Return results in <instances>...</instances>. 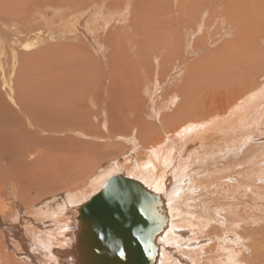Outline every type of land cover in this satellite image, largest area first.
<instances>
[{
	"label": "rangeland",
	"instance_id": "1",
	"mask_svg": "<svg viewBox=\"0 0 264 264\" xmlns=\"http://www.w3.org/2000/svg\"><path fill=\"white\" fill-rule=\"evenodd\" d=\"M39 1L43 4L38 0H0V121L12 122L11 125L18 128L10 132L13 137L8 136V130H0V138L2 135L7 146L5 150H0V171L4 173V167L15 170L16 177L21 179L22 185L12 198L14 203L11 205L14 211L20 213H25L24 207L31 206H34V209L46 205L56 208L69 190L87 187L98 175L106 174L114 161L132 162L137 154L144 155L146 143L151 141L153 134L161 127H167L169 123L185 119L191 114L200 113L207 103L229 99L248 84L261 79L260 76L264 72L263 42L259 45L246 42L242 32L243 28L247 27L249 34L254 33V22L258 16L251 8L263 5L261 19L264 20V0L257 3L235 0L236 14L241 21L233 25L235 40L227 38V41L233 44H226L208 53L210 49L202 50L206 40H201L203 46L199 48L200 51L189 59L192 61L202 56L195 63L198 67L194 69L188 68L189 60L185 62L182 58L187 56L186 52L183 50L181 55L180 48L177 51L175 49L179 46V36L182 38L183 33L181 30L179 34L178 26L175 27L178 13L185 4L192 3L193 0H129V10L125 11V15L112 20L102 29L97 27L98 22L92 24V30L88 33L90 40L82 37L83 41L79 39L78 42L69 38L72 33L56 35L63 32L59 22L52 30H47L44 21L40 19L41 15L38 16L35 9L45 10L46 7V10L57 14L55 7H60H50L52 0ZM196 1L201 5L199 0H194L196 6ZM220 2L222 9L226 0ZM120 5L124 7V2ZM218 9L219 7L216 10ZM66 10L68 9H64ZM102 10H105L104 6ZM204 12L205 15L201 17L204 25L194 28L195 33L191 32L194 35L192 39L199 38L205 30L213 31L215 23L205 28L208 11ZM95 15L93 12L92 16ZM123 17L131 20L129 25L127 24L128 28H123L126 24ZM158 23H163V28L159 27ZM197 24L198 18L194 21V25ZM260 36H264V33L258 37ZM214 38L216 40L213 44L221 43L217 34ZM134 39L144 41L141 43L144 45L141 50L138 46H130ZM184 40L183 35V42ZM27 42H33L34 46L29 49L22 48L23 43ZM94 42L101 45V64L95 59L96 48L99 46L94 45ZM251 47L254 48L253 51ZM227 49H231V52L226 54L231 58L228 65L223 64L225 60L222 59ZM175 53L178 55L174 56ZM161 59L170 62H165L164 66L158 65ZM167 71L169 72L166 74ZM155 81L159 82L154 87L159 93V104H165L164 111L162 110L166 115L164 120L159 119L157 111L153 112L152 103L148 101L156 97H150L151 89L149 93L148 87L137 88L139 83L154 86ZM201 81L203 85L200 84ZM181 83L182 86L178 88ZM258 105L251 107L253 115L259 114ZM101 118H111L108 129L98 124ZM211 121L215 122V118ZM259 122L258 120L257 123ZM143 123L152 125L151 132L148 131L150 134L144 131ZM257 123L248 129L247 125H237L236 129H243L238 134L244 137L242 140L240 137L235 140L240 146L239 149L243 148L240 155L246 154L245 149L256 141L261 139L264 142V135L260 137L264 131V122L260 123L261 125ZM227 130L232 129L225 128V132ZM170 135L171 133L164 136V140L169 139ZM25 137L30 141L27 145L22 143ZM35 152L38 154L34 155ZM231 163L233 167L238 166L234 161ZM247 167L244 169L246 173L236 179L238 187L234 186L238 199L242 200L241 195H244L247 203L244 206L238 201L239 204L231 210L245 219L251 215L252 220L246 219L245 227L254 228L264 225V220L255 214L257 193L253 192L254 196L244 194L245 189L251 190L247 185H251L252 177L247 171L254 170ZM259 177L258 180L263 183L264 175ZM26 188V193H22ZM252 189L255 190L253 187ZM258 197L264 195L258 194ZM231 202L234 203L232 198L227 202L228 205H231ZM218 215L223 216V213ZM9 224L8 221L6 225ZM229 237L233 240L232 246L237 248L240 244L233 235ZM242 240L244 244L249 242L247 237ZM193 255L202 256L199 263L208 256L200 255L199 252ZM196 260L192 258L193 264Z\"/></svg>",
	"mask_w": 264,
	"mask_h": 264
},
{
	"label": "bare ground",
	"instance_id": "2",
	"mask_svg": "<svg viewBox=\"0 0 264 264\" xmlns=\"http://www.w3.org/2000/svg\"><path fill=\"white\" fill-rule=\"evenodd\" d=\"M44 1L46 2V0ZM90 1L73 0V2H63L62 0H52L50 7H60H55L58 11L57 14L46 10V7L45 10L36 8L35 13L38 16L41 15L40 19L44 21L48 31L57 26V22H59V26L63 27V32L60 31L61 28L59 31L62 34L57 33L56 35L62 36L63 34L72 33V37L69 38H73L78 42L79 39L83 41L82 37L90 40L88 33L92 30V24L98 22L97 27L102 29L104 25L110 24L117 17H122L125 15V11L129 10V0ZM199 1L201 5H198L196 1L198 7L194 0L192 3L185 4L181 8V12L178 13L175 22V27L178 26V33L180 34L183 30V33H181L182 38L179 36V46L176 45L177 48L175 49L177 51L180 48L181 55H183V50L186 52L187 56L182 57L186 60H183L185 62L194 57L196 53L198 54L199 48L203 46L201 45L203 39L206 42L202 50L208 48L210 49L208 53L226 44L232 45L233 42L227 41V38L231 37L232 40H235V26L233 25L241 21V18L236 14L235 0H226L222 9L221 0ZM250 1L257 3L260 0ZM38 2L41 1L38 0ZM123 2L124 7H121L120 3L123 4ZM92 3L94 4L91 6ZM103 6L106 11L102 10ZM262 6L251 8V11L257 13L258 17L254 22L255 27L252 35L249 34L247 27L243 28V38L246 42L249 41L258 45L263 42L264 45V36L258 37L261 33H264V20L261 19ZM218 7L219 9L216 10ZM64 9L68 10L64 11ZM226 9H229V11H226ZM205 10L208 11L206 13L208 18L206 19L205 28L211 27L215 23L213 31L205 30L199 35V38L192 39L195 33L194 28L203 27L204 25L201 17L205 15ZM93 12L96 14L95 17L92 16ZM36 14L34 15L36 16ZM50 18L53 20L51 21ZM197 18L198 24L194 25ZM123 20L126 22L123 28H128L127 24L129 25L131 20L127 17H123ZM158 26L163 28V23ZM216 34L221 43L215 45L213 43L216 40L214 38ZM53 35L55 34L53 33ZM183 35L185 36L184 42ZM97 37L100 38V36ZM120 41L127 42L126 40ZM142 42L135 40L129 44L131 47L138 46L141 50L144 47L141 44ZM195 42L196 44H194ZM97 44V42H94V45ZM32 46H34L33 42H27L23 43L22 48L29 49ZM98 46L96 48L97 56L94 58L98 60L97 63L101 64L103 56L101 55L102 51H100L101 45L98 44ZM251 50L253 51L254 48L251 47ZM230 52L231 49L224 51L225 56L222 59L225 62L223 64L228 65L231 62L230 55H226ZM262 52H264V48H262ZM177 55V53L174 54V56ZM201 57L198 56L192 61L189 60L188 68H197L198 64L195 63ZM159 62L158 65L164 66L165 62L170 61L161 59ZM260 78L258 81L245 86L229 99L207 103V106L202 108L200 113L187 115L188 117L185 119L171 122L167 127H161L157 133L153 134L151 141L146 143L147 146L143 149L145 151L144 155L139 156L137 154L138 156L136 155L137 157L132 162L114 161L110 164V169L106 174L98 175L94 182L92 183L91 180V184L87 187L80 190L78 188L69 190V193L57 204L56 208L46 205L35 208V210L34 206H31L24 207L25 213L14 211L11 207L14 203L12 198L18 193L22 183L21 179L16 177L17 172L15 170L4 167L2 169L4 173L0 171V173H3L0 174V227H2V230H0V264H79L81 261L80 254L73 247L80 225L77 219L79 206L95 195L109 178L116 175L135 180L158 196L156 205L161 214L166 217L167 222L155 240L158 247L156 264H193L192 258L197 259L195 264H227L228 262L231 264H264V225L254 228L245 227L247 220H252L251 215L246 217V220L241 215L236 214L237 212L231 210V208L237 206L238 201L243 203L244 206L247 203L244 195H241L242 200L238 199L234 186L238 187L237 177H241V174L246 173L245 166H248L247 168L252 167L256 172L254 170L247 171L252 177L250 180L252 186L247 185L251 190L246 191L245 189L244 194L254 196L253 192L257 193L258 201L255 205L257 206L255 214L264 220V197H258V194L264 195V182L258 180L260 179L259 175H264V142L261 139L256 141L245 149L246 154L240 155V150L243 148L239 149L240 146L235 141L236 138L240 137L241 140L244 138L238 134L243 129H236L238 128L237 125H241V127L247 125L248 129L255 125L258 120L260 122L257 125L264 122V72ZM110 83L113 84V81ZM158 83L155 81L154 86H145V84L139 83L137 88L139 89L140 86H144V89L148 87L147 91L149 93L151 89L150 97H156L152 101L150 99L148 101L152 103L153 112L157 111L159 119L164 120L166 115L162 110L164 111L165 104H159V93H157V88H154ZM200 84L203 85V82L201 81ZM181 86L182 83L178 88ZM177 97H179L178 94ZM113 104L115 105L116 102H113ZM257 104H259V114L253 115L251 107ZM213 118H215V122L211 121ZM109 119L111 118L102 119L98 124L108 129L111 124ZM11 123L0 121V130L2 128L8 130V136H12L11 131L18 130ZM150 125L149 123H143L142 125L147 133L148 131L151 132L152 125ZM8 127L12 129L9 130ZM225 128L232 130L225 132ZM217 129L218 133H216ZM243 132L246 134L245 131ZM169 133H171L169 139L164 140V136ZM263 135L264 131L260 137ZM8 136L7 139L10 137ZM29 142L26 137L22 141L26 145ZM0 143V150H5L4 148L7 147L5 146L6 140L2 139V135ZM209 145L211 146L209 147ZM37 154L38 152H35L34 155ZM222 154L223 156H221ZM21 158L23 157L21 156ZM233 161L237 163V167L231 166ZM27 190V188L23 189L22 193H26ZM231 198L234 203L231 202V205H228L227 202ZM225 203H227L226 206H224ZM33 210L35 211L33 212ZM218 213H223V216H219ZM8 221L10 224L7 226ZM229 235H233L236 242L240 244L236 246L237 248L232 246L233 240ZM245 237L249 242L244 244L242 239ZM195 252H199L200 255L204 254V256L208 255L207 259L199 263L202 256L193 255Z\"/></svg>",
	"mask_w": 264,
	"mask_h": 264
},
{
	"label": "water",
	"instance_id": "3",
	"mask_svg": "<svg viewBox=\"0 0 264 264\" xmlns=\"http://www.w3.org/2000/svg\"><path fill=\"white\" fill-rule=\"evenodd\" d=\"M157 200L135 180L109 178L79 206L73 246L80 254L79 264H156L155 240L167 222Z\"/></svg>",
	"mask_w": 264,
	"mask_h": 264
}]
</instances>
